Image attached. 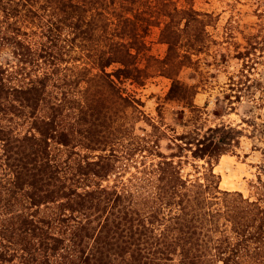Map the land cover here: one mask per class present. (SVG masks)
I'll list each match as a JSON object with an SVG mask.
<instances>
[{
	"label": "trees",
	"instance_id": "1",
	"mask_svg": "<svg viewBox=\"0 0 264 264\" xmlns=\"http://www.w3.org/2000/svg\"><path fill=\"white\" fill-rule=\"evenodd\" d=\"M213 21L195 0H0V264H264V201L213 170L239 130L194 127L165 153L126 87L163 75L194 107L179 73ZM189 156L207 166L184 173Z\"/></svg>",
	"mask_w": 264,
	"mask_h": 264
},
{
	"label": "rangeland",
	"instance_id": "2",
	"mask_svg": "<svg viewBox=\"0 0 264 264\" xmlns=\"http://www.w3.org/2000/svg\"><path fill=\"white\" fill-rule=\"evenodd\" d=\"M195 7L213 12L214 21L207 26L213 42L179 73L181 80L197 85L194 107L165 99L171 80L163 75L126 87L143 102L144 118L168 133L160 144L165 153L172 151L169 137L194 127L201 134L215 126L239 130V144L219 155L213 170L220 189L264 201V0H195ZM147 40L149 53L163 57L167 46L159 41L158 27ZM149 128L144 120L136 122L137 133ZM187 161L184 173H194L192 163L207 166L206 159L189 156Z\"/></svg>",
	"mask_w": 264,
	"mask_h": 264
}]
</instances>
